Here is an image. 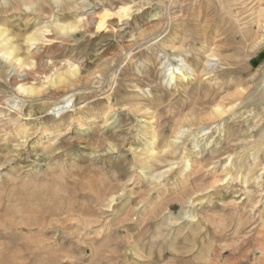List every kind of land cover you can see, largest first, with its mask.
I'll return each mask as SVG.
<instances>
[{"label":"rangeland","instance_id":"374dc122","mask_svg":"<svg viewBox=\"0 0 264 264\" xmlns=\"http://www.w3.org/2000/svg\"><path fill=\"white\" fill-rule=\"evenodd\" d=\"M0 32V264H264V0H0Z\"/></svg>","mask_w":264,"mask_h":264},{"label":"bare ground","instance_id":"6f19581e","mask_svg":"<svg viewBox=\"0 0 264 264\" xmlns=\"http://www.w3.org/2000/svg\"><path fill=\"white\" fill-rule=\"evenodd\" d=\"M85 20H86V22H87L89 25H91V24L93 23V19L90 18V17H87ZM75 28H76V27L74 26V29H75ZM62 29H63V30H67V29H73V28H72V27H61V30H62ZM39 33H40V32H39ZM41 33H43V32H41ZM2 34H3V32H0V37L3 36ZM39 35H42V34H39ZM30 40L33 41V40H35V39H34V38H31ZM2 41H3V40H2ZM0 42H1V40H0ZM4 42H5V41H3V43H4ZM2 45H3V44H2ZM12 53H13L12 51H11V52H8V51H5V52H4V54H5L7 57L12 56ZM5 55H4V56H5ZM171 79H173V78L171 77ZM215 112H216L217 115H221V114H223V110H222L220 107H217V109H216ZM216 114H215V115H216ZM150 157H151V156H150ZM153 158H154V156H153Z\"/></svg>","mask_w":264,"mask_h":264}]
</instances>
